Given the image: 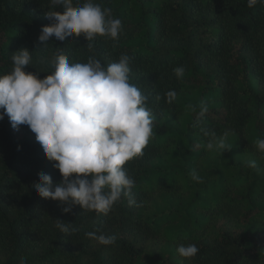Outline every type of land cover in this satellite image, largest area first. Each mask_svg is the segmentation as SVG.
Segmentation results:
<instances>
[{"label": "trees", "instance_id": "obj_1", "mask_svg": "<svg viewBox=\"0 0 264 264\" xmlns=\"http://www.w3.org/2000/svg\"><path fill=\"white\" fill-rule=\"evenodd\" d=\"M87 0H73V7ZM120 19L117 40L83 35L39 42L51 0H0V76L12 55L31 53L24 71L44 79L58 55L104 68L130 58L129 81L155 119L143 155L124 166L135 181L108 214L75 206L64 213L32 185L38 174L62 180L27 125L0 120V264H264V3L248 0H92ZM91 47H88V45ZM183 66L178 78L174 69ZM177 93L172 103L166 93ZM208 107L197 121L201 103ZM3 110H0L2 112ZM229 132L231 150H209L210 135ZM255 161L256 167H249ZM195 171L203 180L193 179ZM91 180V177H89ZM57 219L69 223L61 232ZM74 229V231H73ZM115 236L102 245L86 234ZM195 244L194 258L178 246Z\"/></svg>", "mask_w": 264, "mask_h": 264}, {"label": "clouds", "instance_id": "obj_2", "mask_svg": "<svg viewBox=\"0 0 264 264\" xmlns=\"http://www.w3.org/2000/svg\"><path fill=\"white\" fill-rule=\"evenodd\" d=\"M51 2L62 5L63 11L45 12L52 23L42 27L38 37L44 46L53 36L61 42L73 35H83L87 41L97 35L117 40L122 32L121 20L109 19L111 10H102L92 0L81 7H73V0ZM257 3L264 0H248V7ZM31 58L27 49L17 51L12 55V71L0 76V120L7 116L14 130L27 125L35 133L45 158L62 176L54 184L49 174L41 172L33 190L43 199L59 202L66 214L77 205L108 214L122 196L130 206L134 205L135 181L124 166L143 155L153 136L155 117L146 107L147 97L129 81L130 58L121 56L118 62L104 68L95 58H89L87 63H70L61 54L53 61L52 74L44 79L24 71ZM173 71L181 78L185 69L178 66ZM166 96L172 103L177 93L168 91ZM208 110L202 102L197 121ZM206 135L211 137L207 149L221 154L231 150L228 131L219 137L215 132ZM257 147L264 153V139L257 140ZM248 166L255 168V161ZM192 177L203 182L195 171ZM56 221L61 232H69L71 224ZM86 235L105 246L116 242L115 236H106L100 230ZM198 251L195 244L181 243L177 248L186 259L194 258ZM20 264H26V258L22 257Z\"/></svg>", "mask_w": 264, "mask_h": 264}]
</instances>
